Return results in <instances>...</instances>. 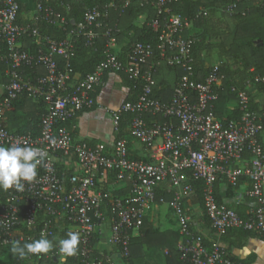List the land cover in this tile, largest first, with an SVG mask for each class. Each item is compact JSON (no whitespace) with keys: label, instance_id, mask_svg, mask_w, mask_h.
Segmentation results:
<instances>
[{"label":"built area","instance_id":"2783aa9c","mask_svg":"<svg viewBox=\"0 0 264 264\" xmlns=\"http://www.w3.org/2000/svg\"><path fill=\"white\" fill-rule=\"evenodd\" d=\"M170 1L151 2L156 12L149 24L157 33L156 43L133 41L121 50L117 46L120 29L111 23L110 10L123 11L130 0L93 4L61 41L39 32L40 21L65 22L50 0H37L27 22L19 21L18 0H0V65L6 77L0 98V144L34 147L41 157L37 176L23 182V191L0 189V248L14 241L31 242L41 233L55 244L63 230L74 231L80 242L70 257L78 264H118L116 256H129L132 233L142 226L163 184L172 193L168 207L179 226L176 247L181 264H240L219 240L229 229L264 237V105L260 102L264 95L255 97L248 89L252 81L264 86V76L246 78L247 88L231 85L234 100L225 107L238 115L219 116L225 79L222 61H214L203 80L192 78L195 37L184 36L189 20L171 11ZM235 6L229 3L223 10L232 13ZM139 18L145 20L144 15ZM101 36L107 38L104 58L80 76L70 64L77 38L93 45ZM25 38L33 49L23 48ZM158 62L182 69L167 100L153 92ZM108 72L124 73L139 88L136 98L116 108L105 107L115 135L111 146L75 140L70 125L80 112L97 105L94 92ZM21 95L44 105L35 132L10 131L3 125L4 116ZM252 102L259 103V112L250 108ZM124 116H128L126 133L122 132ZM131 139L140 145L143 157L130 155ZM63 163L72 164L73 169L66 172L60 168ZM110 174L126 184V196L112 197L99 186L98 181ZM219 176L231 184L241 176L249 180L246 194L251 203L246 216L216 201L214 182ZM193 182L203 185V210L216 236L209 244L192 231L184 207L194 192ZM103 230L109 250L96 244ZM55 251L30 257L50 256L64 262Z\"/></svg>","mask_w":264,"mask_h":264},{"label":"trees","instance_id":"16d2710c","mask_svg":"<svg viewBox=\"0 0 264 264\" xmlns=\"http://www.w3.org/2000/svg\"><path fill=\"white\" fill-rule=\"evenodd\" d=\"M109 1L50 0L53 9L64 16L65 22L56 21L49 23L47 21H40L38 23L39 32L52 39L61 41L65 38L67 29L82 20L83 13L87 8L95 3ZM152 1L148 0V3H144L142 0H130L129 6L123 9V11L110 10L111 23L117 25L120 29L117 41L120 42L124 37L128 38V41L124 43L125 49L133 41H151L154 44L156 43L157 33L153 31L149 24V20L154 17L156 12L154 6L151 4ZM229 3L236 4L235 10L232 13H227L223 10ZM167 7L189 20V27L184 31V36L195 37V42L192 46L193 79L203 80L213 63L214 54L220 57L218 60L222 61L221 71L224 73L225 79L223 80L222 90H220L218 115L224 118L236 117L238 115L237 112L228 110L225 107L227 103H231L234 100L233 94L229 89L230 86L236 85L239 88H247L244 84L246 78L256 74L264 76V0H171ZM141 15L145 16V20L138 23L137 19ZM19 21L27 22L28 19L22 20L19 14ZM106 42L107 38L101 36L93 45H86L82 37L77 38L75 53L70 59V64L75 72L81 76L93 70L95 65L104 58L103 50ZM22 46L23 48L30 49L34 47L28 38L22 41ZM57 60L60 63L63 62V59L59 56ZM250 69L252 71H249ZM38 70L42 72L41 69ZM239 73H243L240 79H238ZM181 74L182 69L180 67L158 62L154 72V96L163 100L169 99L173 87L176 85ZM126 79L130 89L129 97L126 100H134L139 88L134 87L127 76ZM5 81L4 66L0 65V82L5 83ZM248 89L252 90L250 92H254L253 95L255 97L264 95V86L262 84L252 81ZM38 104H41V110H37ZM250 108L256 112L260 111L258 102H252ZM43 110L44 105L41 101H33L26 95H21L15 100L13 108L6 113L8 120H3V125L10 131L35 132L38 130ZM261 122L264 128V118ZM126 125H128V116H124L122 120L123 133L127 131L123 130V127H127ZM243 179L247 181L246 187L248 188L250 183L244 176H241L236 184H231L224 177L219 176L214 182V193L218 203L228 205L244 217L247 215L248 208L246 202L230 204L225 200L234 191L237 192L239 190V183ZM164 186L168 192L163 195L157 189L156 202L160 198L164 200L171 199L172 193L169 191V186L167 184ZM202 188L201 182H193L194 192L189 198L193 199L195 204L203 208ZM114 193L111 192L112 197L115 196ZM144 226L145 218L140 229ZM231 231L241 237L259 236L253 231L240 228L229 229L224 235ZM67 233L66 230H63L61 237L66 238ZM178 238V232H160L157 229H151L142 235L131 237L129 244L130 254L126 258H121L120 264H142L144 245L146 247H159L163 250L165 252V264H181L176 247ZM262 238L264 239V237ZM20 243L23 244L22 242ZM11 245L3 247L7 252L6 264H26L27 260H35L30 256L25 259H19L12 255L10 252ZM249 261H240V264H248ZM34 264L78 263L72 257H67L64 262L60 263L56 257L49 256L35 260Z\"/></svg>","mask_w":264,"mask_h":264},{"label":"crops","instance_id":"0c3cea01","mask_svg":"<svg viewBox=\"0 0 264 264\" xmlns=\"http://www.w3.org/2000/svg\"><path fill=\"white\" fill-rule=\"evenodd\" d=\"M21 6L20 18L22 20L29 19L34 14L35 3L37 0H18ZM138 23L142 22V18L137 19ZM117 46L121 50H125L124 44L117 41ZM128 81L124 73L108 72L104 74L103 84L96 88L94 96L97 105L88 110L80 112L73 123L72 135L75 140H85L91 144L103 142L107 146H111L115 139V135L111 126V118L105 111V107L116 108L123 101H125L130 94ZM3 94V83L0 82V98ZM41 104H38L37 110H41ZM8 118L6 115L4 119ZM127 127H123L124 131L128 130ZM127 132V131H126ZM125 132V133H126ZM264 133V131H263ZM264 139V136H263ZM130 155L133 157H143V151L140 145L133 139L130 140L129 146ZM60 168H64L66 172H70L73 169L72 164L63 163L60 164ZM99 186L102 189L108 190L114 193V197H123L128 194V188L124 182L116 180L113 174H110L106 179H100L98 181ZM247 181L243 179L239 183V190L234 191L232 195L225 198L227 203H242L246 202L247 210L249 209L251 199L246 194ZM161 194H167V190L164 184L158 188ZM167 199L162 201H155L150 206L151 212L154 214V220L150 222L147 216L145 217V226L138 231L132 233V237L142 235L144 232L150 231L151 229H157L160 232H178V223L168 207ZM148 209V211H149ZM185 210L190 215L191 222L190 226L192 231L200 234L204 238V242L209 244L212 240L216 239L214 232L209 226V221L204 213L201 206L195 204L193 199L189 198L185 201ZM104 235L103 240L98 238L96 242L105 250H109L110 247L106 243L107 231H102ZM179 233V232H178ZM180 234L178 241L180 239ZM220 242L227 248L231 258H234L237 262L250 260L248 264H264V239L259 236L241 237L237 233L231 231L226 235H222L219 238ZM117 263L120 264L121 257L119 254L116 256ZM142 264H165V252L159 247H146L144 245L142 250Z\"/></svg>","mask_w":264,"mask_h":264},{"label":"clouds","instance_id":"9594fccd","mask_svg":"<svg viewBox=\"0 0 264 264\" xmlns=\"http://www.w3.org/2000/svg\"><path fill=\"white\" fill-rule=\"evenodd\" d=\"M41 163L39 149L29 146L13 144L4 146L0 144V189L14 188L24 190L23 182H31L37 176V167ZM80 242L79 233L69 231L66 238L58 239L55 244L41 233L39 239L21 244L20 241L12 242L10 252L19 259L30 255L54 254L62 255L65 259L73 256L78 251Z\"/></svg>","mask_w":264,"mask_h":264},{"label":"rangeland","instance_id":"374dc122","mask_svg":"<svg viewBox=\"0 0 264 264\" xmlns=\"http://www.w3.org/2000/svg\"><path fill=\"white\" fill-rule=\"evenodd\" d=\"M128 41V38L124 37L122 38V40H120L121 44H124ZM214 59L212 60V62L214 61H217L218 59H220L219 56H217L216 54H214ZM243 76V73H239L238 75V79H240L241 77ZM261 97V105H264V99L262 96ZM263 136H264V133H263ZM154 214L151 212V209H149L148 211V219L150 220V222H152L154 220ZM102 233L99 234V238H101V240H103L104 238V235H102ZM7 263V252H6V249L4 248H0V264H6ZM35 263V260H27L26 261V264H34Z\"/></svg>","mask_w":264,"mask_h":264}]
</instances>
